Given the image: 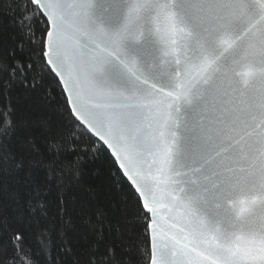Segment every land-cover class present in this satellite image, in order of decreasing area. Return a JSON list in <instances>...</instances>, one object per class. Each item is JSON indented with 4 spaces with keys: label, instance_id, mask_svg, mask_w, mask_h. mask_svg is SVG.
<instances>
[{
    "label": "snow or ice",
    "instance_id": "snow-or-ice-1",
    "mask_svg": "<svg viewBox=\"0 0 264 264\" xmlns=\"http://www.w3.org/2000/svg\"><path fill=\"white\" fill-rule=\"evenodd\" d=\"M0 12V264H264V0Z\"/></svg>",
    "mask_w": 264,
    "mask_h": 264
},
{
    "label": "trees",
    "instance_id": "trees-1",
    "mask_svg": "<svg viewBox=\"0 0 264 264\" xmlns=\"http://www.w3.org/2000/svg\"><path fill=\"white\" fill-rule=\"evenodd\" d=\"M0 17H2L6 21V17H4L3 12H0ZM9 31H12V29H9ZM23 118L27 120L29 123H32L36 117L31 112H24ZM33 127V135L36 138L37 144L42 145V137L40 136V128L36 124H32ZM18 192L19 195L22 198L26 197V189L22 185L15 184L13 182H10L8 185V192ZM6 203L11 204L10 200H6ZM14 204L8 208L9 215L13 218L15 217V211H14ZM39 233L37 230H29L26 232V245L32 252L36 264H49V261H53V264H55L56 260H63L64 264H71V258L70 257H64V256H58L55 250H52L51 252L45 251L42 248L41 242L38 239Z\"/></svg>",
    "mask_w": 264,
    "mask_h": 264
}]
</instances>
